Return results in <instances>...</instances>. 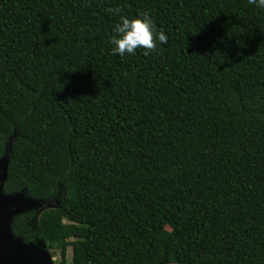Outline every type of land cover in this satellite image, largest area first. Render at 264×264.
<instances>
[{"label":"trees","instance_id":"1","mask_svg":"<svg viewBox=\"0 0 264 264\" xmlns=\"http://www.w3.org/2000/svg\"><path fill=\"white\" fill-rule=\"evenodd\" d=\"M141 12L167 43L113 55ZM6 151L4 193L42 204L10 232L60 264H264V9L0 0Z\"/></svg>","mask_w":264,"mask_h":264},{"label":"water","instance_id":"2","mask_svg":"<svg viewBox=\"0 0 264 264\" xmlns=\"http://www.w3.org/2000/svg\"><path fill=\"white\" fill-rule=\"evenodd\" d=\"M8 151L0 158V264H53L43 243L26 244L14 238L10 224L15 216L42 207L24 192L5 194L4 183L8 175Z\"/></svg>","mask_w":264,"mask_h":264},{"label":"clouds","instance_id":"3","mask_svg":"<svg viewBox=\"0 0 264 264\" xmlns=\"http://www.w3.org/2000/svg\"><path fill=\"white\" fill-rule=\"evenodd\" d=\"M250 5L257 9H264V0H248ZM107 11L117 16L120 14L118 7H112ZM111 52L113 55H135L138 50H143L148 55L160 44L167 43V35L163 31L157 32L151 15L141 12L136 16H120V19L112 27Z\"/></svg>","mask_w":264,"mask_h":264},{"label":"rangeland","instance_id":"4","mask_svg":"<svg viewBox=\"0 0 264 264\" xmlns=\"http://www.w3.org/2000/svg\"><path fill=\"white\" fill-rule=\"evenodd\" d=\"M49 254H50V256H51V259H52V263H53V264H60V255H59V251L52 252V251L50 250V251H49ZM66 264H71V251H70V250H68V252H67Z\"/></svg>","mask_w":264,"mask_h":264}]
</instances>
